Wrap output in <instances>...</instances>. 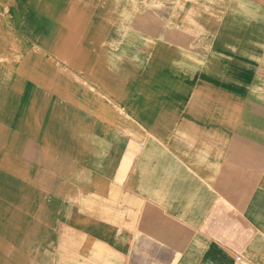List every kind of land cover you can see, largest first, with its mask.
I'll return each mask as SVG.
<instances>
[{
	"label": "crops",
	"instance_id": "crops-1",
	"mask_svg": "<svg viewBox=\"0 0 264 264\" xmlns=\"http://www.w3.org/2000/svg\"><path fill=\"white\" fill-rule=\"evenodd\" d=\"M12 59L0 264H264V0H0Z\"/></svg>",
	"mask_w": 264,
	"mask_h": 264
},
{
	"label": "rangeland",
	"instance_id": "rangeland-1",
	"mask_svg": "<svg viewBox=\"0 0 264 264\" xmlns=\"http://www.w3.org/2000/svg\"><path fill=\"white\" fill-rule=\"evenodd\" d=\"M135 2V1H134ZM246 11V12H245ZM247 13V14H246ZM242 14L245 16L250 15L248 9L243 8ZM22 61L18 59H12L8 61L0 62V85L7 84H24L34 82L30 78L24 76L20 71H22ZM36 82H39V77L36 78ZM10 94V93H5ZM11 94H23V92H13ZM23 140L6 141L0 140V151H22L23 150Z\"/></svg>",
	"mask_w": 264,
	"mask_h": 264
},
{
	"label": "bare ground",
	"instance_id": "bare-ground-1",
	"mask_svg": "<svg viewBox=\"0 0 264 264\" xmlns=\"http://www.w3.org/2000/svg\"><path fill=\"white\" fill-rule=\"evenodd\" d=\"M246 12V11H245ZM247 14V13H246ZM250 14V13H249Z\"/></svg>",
	"mask_w": 264,
	"mask_h": 264
}]
</instances>
